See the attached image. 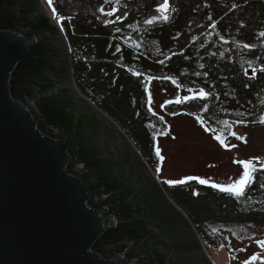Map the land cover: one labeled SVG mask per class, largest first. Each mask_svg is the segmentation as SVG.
Segmentation results:
<instances>
[{
  "label": "water",
  "instance_id": "water-1",
  "mask_svg": "<svg viewBox=\"0 0 264 264\" xmlns=\"http://www.w3.org/2000/svg\"><path fill=\"white\" fill-rule=\"evenodd\" d=\"M71 51L42 0H0V264H215Z\"/></svg>",
  "mask_w": 264,
  "mask_h": 264
},
{
  "label": "trees",
  "instance_id": "trees-1",
  "mask_svg": "<svg viewBox=\"0 0 264 264\" xmlns=\"http://www.w3.org/2000/svg\"><path fill=\"white\" fill-rule=\"evenodd\" d=\"M162 3L52 0L51 10L71 46L78 89L138 141L144 154L151 153L155 139L143 125V73L203 91L199 102H186L203 126L259 121L264 114V0H169L167 20L157 10ZM252 179L238 196L208 184L198 185L194 196L191 183L168 194L203 239L205 229L217 224L264 233V169Z\"/></svg>",
  "mask_w": 264,
  "mask_h": 264
},
{
  "label": "rangeland",
  "instance_id": "rangeland-1",
  "mask_svg": "<svg viewBox=\"0 0 264 264\" xmlns=\"http://www.w3.org/2000/svg\"><path fill=\"white\" fill-rule=\"evenodd\" d=\"M42 2L55 18L47 0ZM178 86L169 78H155L149 84V108L163 117L165 126L156 123L151 127L155 139V155L152 159L151 155L145 156L140 152L145 159L151 161L156 155L159 157L160 161L150 167L166 190H179V184H169L167 181L184 180L186 186L187 183L194 184L191 191L196 196L198 185L216 184L221 188L235 183L245 171L241 161L252 160L253 166L257 170L261 169L260 164L264 162V124L259 121L239 123L229 120L218 127H212L203 126L199 119L185 113L168 114L164 112L163 104L168 99L179 100ZM184 91L193 94V91ZM227 140L230 141L227 143ZM257 157L259 162L254 159ZM213 162L215 166L207 168ZM248 171L250 178L243 188L250 186L253 180V167ZM186 177H196L197 180H187ZM200 179L207 183H199ZM184 183L181 185H185ZM230 193L237 195L235 192ZM187 200L190 202V199ZM203 236L206 240L200 235L215 264H264V233L255 232L242 224L229 223L205 229Z\"/></svg>",
  "mask_w": 264,
  "mask_h": 264
},
{
  "label": "flooded vegetation",
  "instance_id": "flooded-vegetation-1",
  "mask_svg": "<svg viewBox=\"0 0 264 264\" xmlns=\"http://www.w3.org/2000/svg\"><path fill=\"white\" fill-rule=\"evenodd\" d=\"M73 68V67H72ZM142 77L144 78V80H141V85L142 87L144 88L143 90V94H144V101L146 102L145 103V107H146V119L145 122H143V125L145 126L146 130H147V133L149 132H152V125L158 123V124H162L163 126H165V121L163 119V117L159 114H156V113H153L151 111V109L149 108V105H148V102H149V84L152 82L153 79L155 78H168V77H157L154 75V73H148V74H141ZM148 76V77H147ZM180 89H179V94H180V90H184L181 86H178ZM201 90H194L193 91V95L191 97H188V99H183L180 95H179V100L178 101H181V102H178V101H174V100H171V99H168L167 102H165L163 104V109H164V112H167L168 114H179V113H185L187 115H190V116H193L195 118L198 119V115H194L193 112H189L186 110V102H188L189 100L190 101H193L195 100V102H199V95H200V92ZM164 116V115H163ZM150 134V133H149ZM140 142V141H139ZM139 143L137 142V145ZM141 144V143H140ZM136 147L138 148V150L142 153V151L140 150L139 148V145ZM144 154V153H142ZM148 155H151V159H152V156L155 155V149L151 151V153H148V154H145V156H148ZM145 159V158H144ZM149 166H153L156 165V163L158 162L159 160V157L156 155L154 157V160L151 161L150 159H145ZM160 161V160H159ZM156 162V163H155ZM210 166H215V162L211 163V164H208L207 165V168L210 167ZM151 168V167H150ZM154 172V171H153ZM155 174V173H154ZM193 180H197V179H193ZM161 183V182H160ZM163 185V183H161ZM165 188V187H164ZM246 186L242 189V190H245ZM166 189V188H165ZM167 191V190H166ZM168 193V191H167ZM245 193V192H244ZM170 195V194H169ZM238 196V195H237ZM174 200V199H173Z\"/></svg>",
  "mask_w": 264,
  "mask_h": 264
},
{
  "label": "snow or ice",
  "instance_id": "snow-or-ice-1",
  "mask_svg": "<svg viewBox=\"0 0 264 264\" xmlns=\"http://www.w3.org/2000/svg\"><path fill=\"white\" fill-rule=\"evenodd\" d=\"M49 6H51L52 4V0H47ZM169 8V4H168V0H164V3L159 5V11L161 13H165ZM53 13L55 14V9L53 8ZM111 14V13H109ZM162 18L164 20H167L168 17L166 15H162ZM155 19V17H154ZM146 23H152L151 20L146 21ZM261 36H264V32L261 33ZM245 47H248V45H245ZM255 71V70H254ZM260 71L264 72V68H262ZM201 96L205 95L203 92L200 93ZM185 99H188V97H185ZM181 102V101H178ZM240 123H245V121H240ZM259 123L264 124V116H262L259 120ZM240 138V137H238ZM217 139H219V137H217ZM235 145H233L234 147ZM157 154L159 155V150H157ZM162 158V157H161ZM257 162H259V158H254ZM240 163L244 164V168L245 171L243 172V174L240 176V178L238 180L235 181V183L230 184L228 187H221L220 190L224 191V192H235L237 195L242 194V188L243 186L249 181L250 178V172L248 171V169L250 167H253V170H257L254 166H253V161L252 160H248V161H241ZM260 168H264V163L260 164ZM187 180H193V179H197L196 177H186ZM167 183L169 184H182L184 183V180H178V181H167ZM199 183L201 184H205L207 183L206 180L200 179ZM264 186V185H262ZM212 187H220L219 185L213 184ZM241 251H243V249H241Z\"/></svg>",
  "mask_w": 264,
  "mask_h": 264
},
{
  "label": "crops",
  "instance_id": "crops-1",
  "mask_svg": "<svg viewBox=\"0 0 264 264\" xmlns=\"http://www.w3.org/2000/svg\"><path fill=\"white\" fill-rule=\"evenodd\" d=\"M56 20V19H55ZM57 21V20H56ZM58 22V21H57Z\"/></svg>",
  "mask_w": 264,
  "mask_h": 264
}]
</instances>
